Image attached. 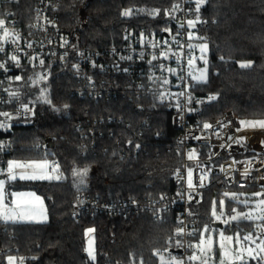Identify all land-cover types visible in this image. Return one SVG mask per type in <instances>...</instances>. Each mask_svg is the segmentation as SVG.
Returning <instances> with one entry per match:
<instances>
[{"label": "trees", "instance_id": "trees-1", "mask_svg": "<svg viewBox=\"0 0 264 264\" xmlns=\"http://www.w3.org/2000/svg\"><path fill=\"white\" fill-rule=\"evenodd\" d=\"M178 1L59 0L56 34L97 47L123 44L140 30L160 36L169 25L167 10ZM38 6V0H12L8 5L29 37L36 36L32 27ZM125 11L130 14L123 15ZM196 12L209 20L205 32L210 48L208 80L197 82L196 87L200 97L196 122L204 124L229 110L241 119H264V0H203ZM74 60L72 56L55 59L44 80L40 72L45 60L23 57L6 64L3 83L8 107L26 105L34 113L27 120L1 119L0 124L6 125L0 127L2 164L7 166L12 157H50L59 165L50 179L12 184L42 195L48 220L2 221L0 264H7L10 254L23 264H168L160 261V254L177 239L173 213L157 220L147 209L126 215L83 212L77 216L72 204L79 196L112 204L133 200L155 204L176 194L175 177L184 155L177 146L171 112L164 102L129 91L124 77L100 98L80 94ZM248 62L250 67H241ZM48 138L53 148L44 147ZM263 151L260 142L249 146L248 153ZM85 168L83 178L75 174ZM221 195L223 191L210 187L192 206L199 230L211 220L212 204ZM90 228L95 237L94 260L87 253Z\"/></svg>", "mask_w": 264, "mask_h": 264}, {"label": "built area", "instance_id": "built-area-1", "mask_svg": "<svg viewBox=\"0 0 264 264\" xmlns=\"http://www.w3.org/2000/svg\"><path fill=\"white\" fill-rule=\"evenodd\" d=\"M38 1L37 18L32 27L36 36L29 37L23 34L13 16L14 10L8 7L12 0H0V20L4 21L0 26V65L4 66L0 67V114L7 113L10 120H27L34 113L33 108L26 105L8 107L10 99L5 95L3 82L6 64L13 56L45 60L40 72L43 80L50 76L55 59L74 57L82 95L100 98L110 93L114 81L124 77L128 80L129 91L164 102L171 112L173 127L178 131L177 146L184 155L182 167L175 177L177 193L167 195L155 204H137L134 200L131 204H112L79 196L72 204L73 213L77 216L83 212L126 215L147 209L157 220L171 212L182 232H177L174 246L162 253L178 258L182 264H197L195 259H190L194 257V236L199 230L198 217L192 206L199 202L202 192L210 187L223 192L234 188L264 190V151L248 153L249 146L240 139L242 124L238 114L229 110L204 124L196 122L200 97L190 59L199 52L197 40L207 41L208 18L197 14L195 0H179L167 10L169 25L162 35L147 36L140 30L131 33L123 44L97 47L79 45L59 37L56 34L59 0ZM5 29L9 31L7 38H4ZM1 119L9 118L0 115ZM205 124L210 127L206 128ZM2 161L0 156V179L9 175ZM58 165L59 161L52 158L49 173H53ZM190 168L191 177L188 175ZM2 221L0 216V224Z\"/></svg>", "mask_w": 264, "mask_h": 264}, {"label": "rangeland", "instance_id": "rangeland-1", "mask_svg": "<svg viewBox=\"0 0 264 264\" xmlns=\"http://www.w3.org/2000/svg\"><path fill=\"white\" fill-rule=\"evenodd\" d=\"M9 32V31H7ZM4 38H7L4 34ZM199 52L194 53V56L190 59L192 66L193 78L198 83H205L208 80V59H209V43L198 39ZM206 45V51L202 52L201 47ZM242 64V63H241ZM203 78L201 79V74ZM3 120V119H2ZM1 120V122H2ZM242 127L240 132L241 141L247 146H256L260 142H264V131H256L249 129L247 126V120L241 119ZM14 161L22 164H43L46 165L45 169H37V174H42L45 177L52 178L54 175L49 173V167L52 163L50 157H37L23 159L19 157H12L7 161V169L9 162ZM191 174L192 169L190 168ZM13 173L16 175V179H9V175L0 179L3 182L2 188H0V209L7 207L13 209L16 213L13 219H4L3 215H0L5 222H46L48 220V211L45 203V199L42 195L36 192L34 189H23L13 187L12 184L28 180H46L45 179H20L21 175H33V170L28 169H14ZM192 183V179L190 178ZM227 193V195H225ZM235 195V199L233 198ZM229 201L235 202V204H228ZM264 190L260 189H231L224 191V195H221L220 201L215 200L211 207L212 218L210 221L205 222L198 233V238L194 242V257L197 264H221L223 258L224 264H246L255 259H262L264 261ZM245 215H250L251 219H245ZM233 217H237L233 219ZM87 230V253L89 255V248L91 247L94 259L96 257L95 249V237L94 230ZM223 237H232L231 241L224 239ZM246 236H251V239L245 240ZM211 239V246L207 241ZM201 241H204L201 244ZM223 242L224 247L230 252L231 258L222 257V250L220 244ZM256 258L253 259L249 255ZM93 256H90L91 260ZM237 256H242V259H236ZM23 264L21 258L14 254L8 256L7 264ZM163 257V261L161 260ZM178 257V256H176ZM160 261L162 263H174L175 261L169 257L168 253L160 254Z\"/></svg>", "mask_w": 264, "mask_h": 264}, {"label": "snow or ice", "instance_id": "snow-or-ice-1", "mask_svg": "<svg viewBox=\"0 0 264 264\" xmlns=\"http://www.w3.org/2000/svg\"><path fill=\"white\" fill-rule=\"evenodd\" d=\"M203 2V0H197V11L199 10L200 6H201V3ZM178 7V6H176ZM129 11H125L123 13V15L127 16L129 15ZM4 24V21L3 20H0V26H2ZM189 24L192 25V21H189ZM8 35V32L7 30L5 29V36ZM206 48L207 46L204 45L201 47V51L204 52L206 51ZM2 50V49H0ZM13 60H16V57L13 56L12 57ZM42 63V62H41ZM251 66V62H248V63H242L241 64V67H250ZM0 67H4L3 65H0ZM201 79L203 78V73L201 74ZM16 79H20V77H16ZM214 98V97H213ZM0 115H4L6 117H8L9 119L11 118L7 113H3V114H0ZM242 124L245 123V122H241ZM247 126H250V127H254V126H259V127H264V121H259V122H247ZM0 127H6V125H3V124H0ZM205 127H210V125H207L205 124ZM138 147V146H137ZM190 158H191V155H190ZM46 165H43V164H36V163H33V164H22V163H18V162H14V161H11L9 162L8 164V173H9V179H16V175L13 173V170L14 169H28V168H31L33 170V175H29V176H26V175H21L20 176V179H45V178H50V177H45L44 175L42 174H37V169L41 170V172L45 169ZM76 175L80 176L81 178H83L84 176L87 175V169H83V170H80L78 172L75 173ZM189 177H191V171H189ZM81 182H83V179L81 180ZM189 184L191 185V181L189 180ZM3 186V182H0V188H2ZM227 195V193L225 194ZM233 198L235 199V195H233ZM0 199H2V197H0ZM261 204H264V201H261ZM0 215H3L4 219H13L16 215L15 211L13 209H9L7 207H4L3 209H0ZM237 217H233V219H236ZM245 219H251V216L250 215H245L244 216ZM261 218H264V217H261ZM89 231H92L91 229H89ZM178 232H182V229L178 230ZM222 235V234H221ZM224 239H227L228 241H231L232 240V237H223L222 235V241ZM245 240H249L251 239V236H246L244 238ZM204 241H201V244H203ZM208 245L211 246L212 244V240L209 239L207 241ZM220 247H221V250H222V257H229L231 258V254L230 252L224 247V244L223 242L220 244ZM262 251H264V248L261 249ZM89 252V255L90 256H93L92 254V251H91V247L89 248L88 250ZM249 255L252 256V253L249 252ZM196 257H191L190 259H195ZM253 259H255L256 257L255 256H252ZM13 258H9L10 260V264H11V260ZM93 259H94V256H93ZM236 259H242V256H237ZM161 260L163 261V257H161ZM173 261H175V258L173 257L172 258ZM168 264H170V262H168ZM176 264H182V262H176ZM221 264H224V260L222 258L221 260Z\"/></svg>", "mask_w": 264, "mask_h": 264}, {"label": "crops", "instance_id": "crops-1", "mask_svg": "<svg viewBox=\"0 0 264 264\" xmlns=\"http://www.w3.org/2000/svg\"><path fill=\"white\" fill-rule=\"evenodd\" d=\"M248 122L251 121V122H259V121H264V119H246ZM249 129L251 130H256V131H264V127H259V126H254V127H250L249 126ZM263 143V142H262Z\"/></svg>", "mask_w": 264, "mask_h": 264}, {"label": "water", "instance_id": "water-1", "mask_svg": "<svg viewBox=\"0 0 264 264\" xmlns=\"http://www.w3.org/2000/svg\"><path fill=\"white\" fill-rule=\"evenodd\" d=\"M166 35H167V33H166ZM46 143H47V147L48 148H53L54 143H53L52 138H48L47 141H46Z\"/></svg>", "mask_w": 264, "mask_h": 264}]
</instances>
